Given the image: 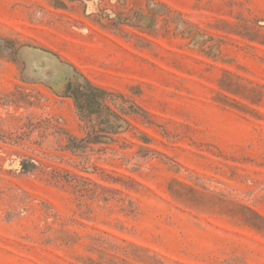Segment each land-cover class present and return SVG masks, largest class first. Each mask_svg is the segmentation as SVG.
Here are the masks:
<instances>
[{
	"label": "rangeland",
	"instance_id": "374dc122",
	"mask_svg": "<svg viewBox=\"0 0 264 264\" xmlns=\"http://www.w3.org/2000/svg\"><path fill=\"white\" fill-rule=\"evenodd\" d=\"M0 264H264V0H0Z\"/></svg>",
	"mask_w": 264,
	"mask_h": 264
},
{
	"label": "trees",
	"instance_id": "16d2710c",
	"mask_svg": "<svg viewBox=\"0 0 264 264\" xmlns=\"http://www.w3.org/2000/svg\"><path fill=\"white\" fill-rule=\"evenodd\" d=\"M80 76L82 75L80 74ZM82 80L83 82L68 81L66 89L72 94L76 105L85 115L93 112H100L104 106L101 101L103 99V95L107 91L97 85H94L83 76ZM113 114L115 117L118 116L116 113ZM255 214L259 216L257 213Z\"/></svg>",
	"mask_w": 264,
	"mask_h": 264
}]
</instances>
